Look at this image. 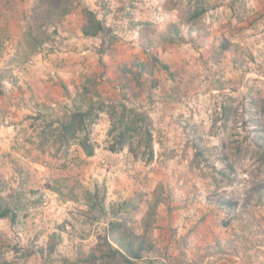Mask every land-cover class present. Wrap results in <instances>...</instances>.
Returning <instances> with one entry per match:
<instances>
[{
	"label": "rangeland",
	"instance_id": "1",
	"mask_svg": "<svg viewBox=\"0 0 264 264\" xmlns=\"http://www.w3.org/2000/svg\"><path fill=\"white\" fill-rule=\"evenodd\" d=\"M55 1L5 0L0 14L15 31L0 56V197L18 213L0 218V264H127L100 258L112 218L152 246L136 264H183L226 223L262 240L264 0ZM198 3L210 8L189 21ZM85 8L103 35L83 34ZM100 98L149 114L153 158L136 140L110 150L108 110L93 156L41 133Z\"/></svg>",
	"mask_w": 264,
	"mask_h": 264
},
{
	"label": "trees",
	"instance_id": "2",
	"mask_svg": "<svg viewBox=\"0 0 264 264\" xmlns=\"http://www.w3.org/2000/svg\"><path fill=\"white\" fill-rule=\"evenodd\" d=\"M51 6L56 9L62 7V0H56ZM209 6L202 3L195 5L191 13L189 14V21H194L202 17L208 10ZM62 15L69 13L70 9L63 8ZM84 24L82 32L85 36L97 37L103 35L105 32V24L102 19L97 16L94 10L85 8L84 10ZM176 33H173L176 37L180 34V28L175 29ZM31 33V32H30ZM181 36L179 35V38ZM6 37L2 38L5 39ZM44 40L36 39L35 43L40 45ZM134 65L141 66L138 63ZM166 67V66H164ZM167 68V67H166ZM125 71L133 73L131 67H126ZM88 91L84 88V91ZM101 99V98H100ZM97 104V106H96ZM108 110L109 117L111 119V127L109 134L112 135V144L109 147L111 151L123 150L125 147H131V144L136 140L138 146L141 144L145 146V153L149 155V158L154 156L153 145V133H152V120L149 114L130 106L127 102H115L104 99L98 102L90 104L89 108H84L82 105H76L75 109L66 116L65 119L51 120L46 130H43V136L48 139V142L58 143V150L68 152L73 143L83 149L87 156H93L96 151V146L91 138V132L93 125L100 118L101 113ZM47 135V136H46ZM256 145L259 148L257 153L261 163L264 166V138L257 137L255 140ZM137 146V148H138ZM132 154L135 153V148L129 149ZM249 149H245L248 152ZM242 146H237L236 152H242ZM260 191H264L261 189ZM260 196V200L264 199ZM237 202L230 200H219L220 207L234 208ZM18 213L14 206L7 202L4 198L0 197V218L9 217L12 222L17 219ZM227 224V223H226ZM120 233V234H118ZM140 236L127 228V224L124 220H118L112 218L109 221L108 228L103 236V242L101 247L106 250L101 254V259H108L109 262L114 260H120L127 264H136L135 261L145 258L153 250L152 246H148L142 239L139 242ZM116 244V245H115Z\"/></svg>",
	"mask_w": 264,
	"mask_h": 264
},
{
	"label": "crops",
	"instance_id": "3",
	"mask_svg": "<svg viewBox=\"0 0 264 264\" xmlns=\"http://www.w3.org/2000/svg\"><path fill=\"white\" fill-rule=\"evenodd\" d=\"M0 2L2 3L0 5L1 14L6 7L4 6L5 0ZM7 32L14 35L15 31L11 29L10 24H7V21L2 22L0 19L1 40ZM2 49L1 46L0 56L5 52ZM214 229L215 232L207 237L208 242L205 243H208V252L203 253V247L198 254L184 253L182 258H177L178 262L181 261L183 264H264V238L262 240L255 238L254 245L248 247V239L238 230L236 224H226L225 227H221L222 232L217 227Z\"/></svg>",
	"mask_w": 264,
	"mask_h": 264
},
{
	"label": "built area",
	"instance_id": "4",
	"mask_svg": "<svg viewBox=\"0 0 264 264\" xmlns=\"http://www.w3.org/2000/svg\"><path fill=\"white\" fill-rule=\"evenodd\" d=\"M10 36L6 37L4 40L0 41V46L7 47L10 45Z\"/></svg>",
	"mask_w": 264,
	"mask_h": 264
}]
</instances>
